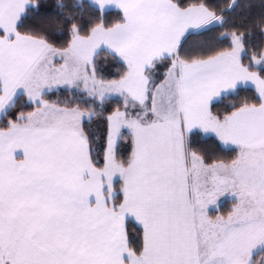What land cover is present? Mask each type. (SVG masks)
Instances as JSON below:
<instances>
[{"label": "snow or ice", "instance_id": "snow-or-ice-1", "mask_svg": "<svg viewBox=\"0 0 264 264\" xmlns=\"http://www.w3.org/2000/svg\"><path fill=\"white\" fill-rule=\"evenodd\" d=\"M255 7L0 0V264H264Z\"/></svg>", "mask_w": 264, "mask_h": 264}, {"label": "trees", "instance_id": "trees-1", "mask_svg": "<svg viewBox=\"0 0 264 264\" xmlns=\"http://www.w3.org/2000/svg\"><path fill=\"white\" fill-rule=\"evenodd\" d=\"M221 2H223V0H221ZM239 2H240L241 4H243V3H245V0H239ZM253 2H254L255 5H256L255 9L253 10V12L255 13V12H258V10H259V0H253ZM41 3L47 5L48 8L51 9V7L54 6L55 0H41ZM238 11H239V9H238ZM33 22H34V23H38V20H37V21H33ZM253 39H254V42H259V39H260V38H259V36L257 35V36H254ZM100 59H102V60H103V59H108V60H110V57H103V56H102ZM111 71H112L113 73H115V72H116V68H112ZM161 71H163V69H161ZM49 98H50V99H53V100L59 99V100H61V101H64V100H66V99L73 98V97L71 96L70 93L61 90V92L59 93V95H51ZM114 106H115V105L113 104L112 107H114ZM107 107H108V106L106 105V108H107ZM94 127H95V123H94ZM97 131H98V133H99V132H102V131H103V126H101L99 129H97ZM230 204H231V201H229V200H228L227 202H225V203L223 204V207H222L221 211L226 213L227 210L230 208ZM128 227H129V231H130V233L133 234V235L135 234V232H136V230H137V228H138V226L135 225V224L132 223V222L129 223Z\"/></svg>", "mask_w": 264, "mask_h": 264}, {"label": "rangeland", "instance_id": "rangeland-1", "mask_svg": "<svg viewBox=\"0 0 264 264\" xmlns=\"http://www.w3.org/2000/svg\"><path fill=\"white\" fill-rule=\"evenodd\" d=\"M229 201H231V200H229ZM230 207H231V204H230Z\"/></svg>", "mask_w": 264, "mask_h": 264}]
</instances>
